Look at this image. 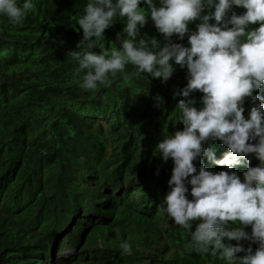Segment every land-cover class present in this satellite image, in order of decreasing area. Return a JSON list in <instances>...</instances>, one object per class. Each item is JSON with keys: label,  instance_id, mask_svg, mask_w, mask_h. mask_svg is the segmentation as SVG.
I'll use <instances>...</instances> for the list:
<instances>
[{"label": "trees", "instance_id": "16d2710c", "mask_svg": "<svg viewBox=\"0 0 264 264\" xmlns=\"http://www.w3.org/2000/svg\"><path fill=\"white\" fill-rule=\"evenodd\" d=\"M35 2L23 25L0 16V264H226L211 249L192 248L191 233L163 210L174 160L165 162L157 145L183 129L180 99L202 107L198 90L175 95L188 69L176 65L167 82L117 73L110 87L81 89L84 73L75 74L68 54L83 39L78 19L87 0ZM124 27L117 19L101 43L119 48ZM142 36L166 42L150 18ZM173 40L189 46L187 36ZM256 93L264 95V85ZM252 106L246 98L245 116ZM213 143L217 158L229 151ZM194 163L199 170L201 161ZM203 163L213 172L220 166ZM125 240L131 255L122 254Z\"/></svg>", "mask_w": 264, "mask_h": 264}, {"label": "clouds", "instance_id": "9594fccd", "mask_svg": "<svg viewBox=\"0 0 264 264\" xmlns=\"http://www.w3.org/2000/svg\"><path fill=\"white\" fill-rule=\"evenodd\" d=\"M35 8V0H0V16L13 25H23ZM149 18L165 43L140 37ZM117 19L125 21L126 35L118 34L121 46L109 49L101 41ZM78 25L83 39L68 55L78 64L75 74L84 73L81 89L110 87L117 73L125 79L148 73L167 82L176 65L188 69V82L175 95L198 90L202 107L195 98L180 99L178 122L184 127L165 133L157 145L165 162L174 160L163 210L191 233L196 251L211 249L226 264H264V95L256 93L264 85V0H87ZM174 35L181 41L187 36L189 46L174 42ZM128 64L134 73H126ZM248 97L254 106L245 116ZM217 140L229 149L222 158ZM204 157L222 170H209ZM120 248L132 254L129 241Z\"/></svg>", "mask_w": 264, "mask_h": 264}, {"label": "rangeland", "instance_id": "374dc122", "mask_svg": "<svg viewBox=\"0 0 264 264\" xmlns=\"http://www.w3.org/2000/svg\"><path fill=\"white\" fill-rule=\"evenodd\" d=\"M84 244H85V242H84ZM141 250H142V248H140ZM175 252H176V249L173 247V250H172V252L167 256V258L169 259V258H171V257H174L175 256Z\"/></svg>", "mask_w": 264, "mask_h": 264}]
</instances>
